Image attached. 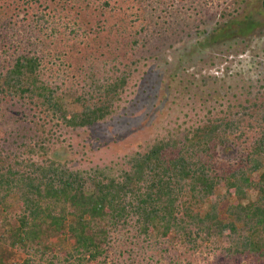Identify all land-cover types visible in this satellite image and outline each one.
I'll return each mask as SVG.
<instances>
[{
  "label": "rangeland",
  "instance_id": "1",
  "mask_svg": "<svg viewBox=\"0 0 264 264\" xmlns=\"http://www.w3.org/2000/svg\"><path fill=\"white\" fill-rule=\"evenodd\" d=\"M41 13L45 18H38ZM245 19L259 24L246 35H227L232 22ZM135 39L141 40L138 46ZM20 51L43 57L48 77L68 90L64 103L70 112L81 109L72 100L88 66L116 59L130 67L132 76L115 111L87 127L66 126L37 97L0 93L4 158L15 153L54 159L85 175L118 176L155 143L192 136L222 118L239 121L238 133L248 138L231 136L228 147L216 149L220 167L233 168L262 129L264 0H40L31 5L0 0V71ZM232 200L220 204L222 217ZM11 201L18 208V200ZM209 206L210 201L203 210ZM151 235L134 246L152 264H264L251 255L229 256L217 249L221 239L193 250L175 233L163 237L154 230ZM70 245L60 238L57 252ZM130 246L124 240L120 249ZM9 257L24 259L19 252ZM127 258L124 251L120 260Z\"/></svg>",
  "mask_w": 264,
  "mask_h": 264
},
{
  "label": "trees",
  "instance_id": "2",
  "mask_svg": "<svg viewBox=\"0 0 264 264\" xmlns=\"http://www.w3.org/2000/svg\"><path fill=\"white\" fill-rule=\"evenodd\" d=\"M258 24L232 22L227 35H246ZM132 42L138 46L141 40ZM124 63L115 59L88 66L72 100L81 109L70 112L64 103L68 90L48 77L43 57L20 51L0 71V93L37 97L66 126L87 127L115 111L132 76ZM260 126L233 168L220 167L216 149L228 147L231 136L248 138L238 133L239 121L222 118L192 136L155 143L118 176L85 175L54 159L0 156V264H152L134 244L149 241L154 230L163 237L175 233L189 249L198 250L208 240L216 246L221 239L217 249L231 257L264 259V114ZM229 197L233 200L222 217L220 204ZM62 237L71 245L58 253ZM124 240L131 246L124 250L127 260H120ZM13 252L24 259H12Z\"/></svg>",
  "mask_w": 264,
  "mask_h": 264
}]
</instances>
